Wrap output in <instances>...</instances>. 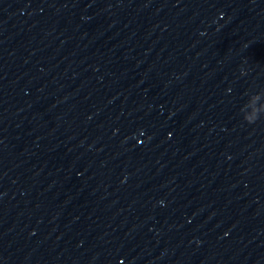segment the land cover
<instances>
[{
  "label": "clouds",
  "instance_id": "9594fccd",
  "mask_svg": "<svg viewBox=\"0 0 264 264\" xmlns=\"http://www.w3.org/2000/svg\"><path fill=\"white\" fill-rule=\"evenodd\" d=\"M259 119V116H257L255 119H246L245 121L248 123V124H254L256 123V121Z\"/></svg>",
  "mask_w": 264,
  "mask_h": 264
}]
</instances>
